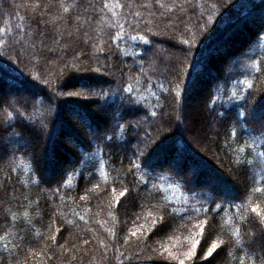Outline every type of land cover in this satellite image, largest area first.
<instances>
[{"label":"trees","instance_id":"trees-1","mask_svg":"<svg viewBox=\"0 0 264 264\" xmlns=\"http://www.w3.org/2000/svg\"><path fill=\"white\" fill-rule=\"evenodd\" d=\"M181 260L264 264V0H0V264Z\"/></svg>","mask_w":264,"mask_h":264},{"label":"snow or ice","instance_id":"snow-or-ice-1","mask_svg":"<svg viewBox=\"0 0 264 264\" xmlns=\"http://www.w3.org/2000/svg\"><path fill=\"white\" fill-rule=\"evenodd\" d=\"M144 39H147V38L145 37ZM216 246H217L216 244H213L212 248H209V253H211L212 250H213ZM195 248H196V244L194 243V244L192 245V248H191V249L189 250V252L187 253V255H188L189 257H191L192 255H194ZM176 258L178 259V257H176ZM180 264H184V261L181 260V261H180Z\"/></svg>","mask_w":264,"mask_h":264},{"label":"rangeland","instance_id":"rangeland-1","mask_svg":"<svg viewBox=\"0 0 264 264\" xmlns=\"http://www.w3.org/2000/svg\"><path fill=\"white\" fill-rule=\"evenodd\" d=\"M219 46H220V45H219ZM219 46H216V47H219ZM216 47H215V48H212V50H213V49H214V50H216V49H217V50H218V52H220V53L224 52V51H225V49H227V48H226L225 46H223V45H221V47H219V49H218V48H216ZM231 177H232V179H233V180H232V181H233V183H234V182H237V181H236V177H235L234 175H233V176L231 175Z\"/></svg>","mask_w":264,"mask_h":264}]
</instances>
